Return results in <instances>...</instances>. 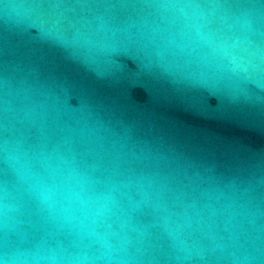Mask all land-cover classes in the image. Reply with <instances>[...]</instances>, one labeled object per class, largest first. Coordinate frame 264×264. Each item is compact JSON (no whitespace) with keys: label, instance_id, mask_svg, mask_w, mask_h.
I'll use <instances>...</instances> for the list:
<instances>
[{"label":"water","instance_id":"water-1","mask_svg":"<svg viewBox=\"0 0 264 264\" xmlns=\"http://www.w3.org/2000/svg\"><path fill=\"white\" fill-rule=\"evenodd\" d=\"M0 264H264V0H0Z\"/></svg>","mask_w":264,"mask_h":264}]
</instances>
